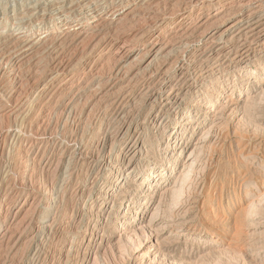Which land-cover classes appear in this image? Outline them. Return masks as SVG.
I'll use <instances>...</instances> for the list:
<instances>
[{"label":"rangeland","instance_id":"rangeland-1","mask_svg":"<svg viewBox=\"0 0 264 264\" xmlns=\"http://www.w3.org/2000/svg\"><path fill=\"white\" fill-rule=\"evenodd\" d=\"M186 1L0 0V264H88L92 257L139 264L149 241L144 264L155 256L153 264H264V46L241 64L244 37L231 34L229 49L208 58L204 28H192L215 0ZM87 2L102 9L101 20L116 7L133 10L96 42L59 33L66 17L76 25L83 12L76 8ZM182 10L190 14L178 24ZM238 13L236 5L210 21ZM23 34L42 35L46 50L13 63L23 48L15 38ZM156 35L164 50L146 69L142 55ZM109 40L134 51L121 66ZM55 71L71 84L41 91ZM114 73L121 80L100 100L95 89L109 88ZM121 92L118 123L108 105ZM120 127L127 144L135 143L134 157L121 154ZM15 224L20 228L10 234ZM141 227L139 244L117 245Z\"/></svg>","mask_w":264,"mask_h":264},{"label":"bare ground","instance_id":"bare-ground-1","mask_svg":"<svg viewBox=\"0 0 264 264\" xmlns=\"http://www.w3.org/2000/svg\"><path fill=\"white\" fill-rule=\"evenodd\" d=\"M188 1V0H187ZM186 1V2H187ZM194 1V0H193ZM196 1V0H195ZM202 1V0H201ZM79 2V1H78ZM144 2V1H143ZM142 2V3H143ZM210 2V1H209ZM135 3V2H134ZM192 4V3H191ZM208 4V3H207ZM211 4V3H210ZM57 5V4H56ZM61 5V4H60ZM77 5V4H76ZM239 6V13L236 15H233L232 17H229L227 19H223L216 21L215 22H211L213 17H217L219 16V14L223 13L226 9L232 8L233 6ZM193 6V5H192ZM130 5H125L122 7H116L111 9L106 16L104 17V20L98 19V17H100L101 11H100V7H92V3L87 2L84 4V6H78L76 9H79L83 12H80L79 16L77 17V21H76V25L75 26H71L70 25V21H69V17H66L67 19L64 20L63 26L59 29V33H65V34H69L72 35V37L78 41L84 40V38H88L89 42L91 41H95L94 38L98 37V35L100 33L103 32V28H105L108 25H112V26H121L123 24H125V22L128 20V15L130 14V12L133 10V8H130ZM201 7V6H200ZM155 8V7H153ZM57 9V8H56ZM156 9V8H155ZM203 9V8H202ZM208 9V8H207ZM71 10V9H70ZM74 10V9H73ZM136 10V9H135ZM58 11V10H57ZM100 11V12H99ZM154 11V10H153ZM152 11V12H153ZM190 11V10H189ZM189 11L182 10L183 13H180L179 15V20H178V24L183 22L184 20L188 19L189 17ZM234 11V10H233ZM70 12V11H69ZM68 12V13H69ZM99 12V13H98ZM180 12V11H179ZM208 14L206 15V18H202L201 19H197L193 24V30L196 31L198 29H202L204 28V30L201 33V38L205 41V45L206 48L204 50V52L202 54H206L208 58L210 59H217V56H219V54H223L226 52L227 48H228V44H229V40L228 39L231 34H234V36H243L244 40L240 43V45L237 48V58L238 61H240L241 64L246 63L249 60L250 54L259 50L260 48H262L264 46V2L260 1V0H215V3H213L210 6V9L207 10ZM209 12H216L215 14H213L212 16H210L211 14ZM134 13V12H133ZM148 13V12H147ZM155 13V12H154ZM234 13V12H233ZM78 14V13H77ZM151 15V14H150ZM224 15V14H223ZM64 16V15H63ZM67 16V15H66ZM153 16V15H152ZM151 16V17H152ZM159 16V15H158ZM210 16V17H209ZM102 17V16H101ZM130 17V16H129ZM149 17V15H148ZM160 17V16H159ZM162 17V15H161ZM226 17V16H225ZM155 18V17H153ZM148 19V18H147ZM156 19V18H155ZM215 19V18H214ZM153 20V19H152ZM211 20V21H210ZM208 21V22H207ZM160 22V21H159ZM210 22V24H208ZM130 23V21H129ZM149 23V22H148ZM155 23V22H153ZM147 24V23H146ZM152 24V22H151ZM145 26V25H144ZM183 26V25H182ZM188 26V25H187ZM191 26V25H190ZM51 27V26H50ZM181 27V26H180ZM185 27V26H184ZM59 27L58 26H54L52 28V30H57ZM117 28V29H118ZM178 29V28H177ZM180 29V28H179ZM184 30V29H183ZM20 31V30H19ZM161 31V30H160ZM182 31V30H181ZM190 31V30H189ZM185 33L187 31H184ZM52 33V31H46L44 32V37H46L47 35H50ZM188 33V32H187ZM90 34V36L88 35ZM109 34V33H108ZM116 35V34H114ZM161 35V34H159ZM156 35L153 39H150V42H146L147 43V48L146 51L143 53L142 55V64H145V68L147 69L151 63V61L153 62V59H155L157 57V55H160L162 53V51L164 50V46L165 44H163L164 46L161 47V42H160V36ZM42 35H40L38 38V40H34L32 39L33 37H31V35H25L23 34V36L21 37H17L15 39H18L19 41H21V43L23 44V48H19L16 52H18L19 55H15L12 58V62L13 63H17L18 60H16L17 56H25V54L30 55L34 50H37L38 47H40L39 49H44L46 50V46H44L46 44V38L41 37ZM89 36V37H88ZM102 36V35H101ZM165 36V35H164ZM176 36V35H175ZM179 36V35H178ZM15 37V36H14ZM66 37V36H65ZM100 37V36H99ZM98 37V38H99ZM105 37H108L107 35ZM121 37V36H120ZM48 38V37H47ZM59 38V37H58ZM57 38V39H58ZM64 38V37H63ZM70 38V37H69ZM111 38V37H110ZM131 38V37H130ZM179 38V37H178ZM55 39V38H54ZM97 39V38H96ZM68 40V39H67ZM114 40V39H113ZM113 40H109L110 44V49H112V52L115 55L120 56L119 59V66L122 65V62H124L125 60H127L130 56L133 55L134 51L132 50V48H128L126 45V43H122L121 45H119L117 43V41H113ZM125 40V39H124ZM70 41V40H69ZM97 41V40H96ZM95 41V42H96ZM108 41V40H107ZM166 41V40H165ZM168 41V40H167ZM88 42V41H87ZM132 42V41H131ZM129 43V42H128ZM135 43V42H134ZM137 43V42H136ZM135 43V44H136ZM51 44V43H50ZM74 44V43H73ZM130 45V43H129ZM27 47L24 51V47ZM44 46V47H43ZM51 47H53V45H51ZM232 47V46H231ZM144 48V47H143ZM38 49V50H39ZM204 49V48H203ZM229 49V48H228ZM53 52V51H52ZM138 52V51H137ZM34 53V52H33ZM57 55V54H56ZM101 55V54H100ZM113 56V55H112ZM110 57V56H109ZM108 57V58H109ZM114 57V56H113ZM52 59V58H51ZM54 59V58H53ZM60 59V58H59ZM111 59V58H110ZM133 59V58H132ZM138 59V57H137ZM114 60V58H113ZM135 60V59H134ZM105 61V60H104ZM136 61V60H135ZM134 61V62H135ZM57 62V61H56ZM60 63V62H59ZM63 63V62H62ZM132 63V62H131ZM218 63V62H217ZM135 64V63H134ZM211 64V63H210ZM219 64V63H218ZM132 65V64H131ZM152 65V64H151ZM117 66L116 71L120 70V67ZM2 67V66H1ZM10 67V66H9ZM14 67V66H13ZM154 67V66H152ZM63 68V67H62ZM89 68V67H88ZM160 68V67H159ZM244 68V67H243ZM57 69V68H56ZM99 69V68H98ZM122 69V68H121ZM168 69V68H167ZM9 70V69H8ZM69 70V68H68ZM164 70V69H163ZM205 70V69H204ZM63 71V69H62ZM57 72L55 71V73L53 74V76L50 77L49 82L47 85H45L41 91H47L48 88H50L51 86H53L55 83L58 82H62L64 81V85H67L68 83H70L72 81V77L68 78H64V73L63 72ZM65 72V71H64ZM99 72V71H98ZM127 72V70H126ZM136 72V71H135ZM19 73V72H18ZM68 73V72H67ZM104 73V72H103ZM111 73V72H110ZM122 73V72H121ZM143 73V72H142ZM152 73V72H151ZM51 74V73H50ZM99 74V73H98ZM101 74V73H100ZM115 74V73H114ZM113 74V75H114ZM120 74V73H119ZM1 75V74H0ZM2 75L4 76V78H7V75H5V72L2 73ZM91 75V74H90ZM96 75V74H95ZM126 75V74H124ZM133 75V74H132ZM159 75V74H158ZM168 75V74H167ZM200 75V74H199ZM98 76V75H97ZM101 76V75H100ZM107 76V73H106ZM120 76V75H119ZM118 76V74L114 75L113 78V83L109 88L106 89H102L100 86H98L94 91L99 99H103V98H107L112 96V92L111 90L115 87V85L119 82L120 77ZM131 76V75H130ZM170 76V75H169ZM1 77V76H0ZM112 77V76H111ZM122 77V76H121ZM166 78V77H165ZM9 79V78H8ZM130 79V78H129ZM152 79V78H151ZM178 79V78H177ZM90 80V79H89ZM140 80V79H139ZM104 81V80H103ZM131 81V79H130ZM156 81V80H155ZM9 82V80H8ZM163 82V81H162ZM19 81H15L14 84H11V91L9 92V96H14L18 87H19ZM62 83V84H63ZM91 83V82H90ZM99 83V82H98ZM137 83V82H136ZM190 83V82H189ZM59 84V83H58ZM61 84V85H62ZM71 84V83H70ZM158 84V83H157ZM74 85V84H73ZM118 85V84H117ZM80 86V85H79ZM87 86V85H86ZM82 87L80 89H86V88H90L91 86L88 87ZM96 86V85H95ZM157 86V85H156ZM161 86V85H160ZM166 86V85H165ZM75 87V86H74ZM129 87V86H128ZM127 88V87H126ZM133 88V87H132ZM148 88V87H147ZM146 88V89H147ZM155 88V87H154ZM161 88V87H160ZM165 88V87H164ZM172 88V87H171ZM51 89V88H50ZM76 89V88H75ZM115 90V89H114ZM148 90V89H147ZM166 90V89H165ZM168 90V89H167ZM177 90V89H176ZM70 91V90H69ZM75 91V90H74ZM116 91V90H115ZM156 91V90H155ZM159 91V90H158ZM161 91V90H160ZM52 92V91H51ZM89 92V91H88ZM176 92V91H175ZM31 93V92H30ZM170 92L168 91V94ZM128 94V93H127ZM150 94V93H149ZM174 93H171L170 95L173 96ZM27 95V94H26ZM123 93H117L116 97H111L114 98L113 102L108 105V111L111 113V116L113 117V120L115 122L119 123V119H121L120 115L122 113V108H123V104L124 103V97H123ZM156 93L152 92L149 97H156ZM169 95V96H170ZM177 95V94H176ZM43 97V96H42ZM41 97V98H42ZM91 97H93V95H91ZM96 97V96H94ZM97 97V98H98ZM39 98V97H38ZM37 98V99H38ZM96 98V100H97ZM129 98V97H128ZM145 98V97H144ZM148 98V95H147ZM157 98V97H156ZM171 98V97H170ZM175 98V97H174ZM40 99V98H39ZM38 99V100H39ZM18 101V100H17ZM107 101V100H106ZM126 101V100H125ZM31 102V101H30ZM36 102V100H35ZM18 103V102H17ZM25 103V100H22L20 102V106L23 105ZM151 103V102H150ZM153 103V102H152ZM151 103V104H152ZM166 103V102H165ZM34 104V103H33ZM38 104V102H37ZM106 104V103H105ZM109 104V103H107ZM19 105V104H18ZM47 105V104H46ZM153 105V104H152ZM19 106V107H20ZM29 106V105H27ZM41 106V105H40ZM33 107V105H32ZM151 107V106H150ZM27 108V107H26ZM154 108V107H153ZM29 109V107H28ZM151 109V108H150ZM27 111V110H26ZM26 114H24V118H29V112H26ZM30 111V110H29ZM149 111V110H148ZM31 112V111H30ZM150 115L152 116L155 113V110H151L149 111ZM21 113V112H20ZM19 113V114H20ZM125 113V112H124ZM32 115V114H31ZM123 115V114H122ZM21 116V115H20ZM126 116V115H125ZM22 117V116H21ZM22 119V118H21ZM127 119V118H126ZM30 120V118H29ZM125 119H123L124 121ZM154 120V119H153ZM31 121V120H30ZM31 123V122H29ZM125 123V122H124ZM128 123V122H127ZM120 126V124H119ZM122 127L119 128V130L121 131V138L122 140L126 139V133H122ZM128 130V129H127ZM21 132V131H20ZM18 133V132H17ZM7 134V133H6ZM36 138V137H35ZM135 141V140H134ZM126 142V143H125ZM124 142V147L122 149V155H124V158L128 155H130V152H133L132 157H134V152L136 150V146L135 143L133 142L132 144H127V141L125 140ZM105 145V144H104ZM79 152V151H78ZM81 154V153H80ZM81 156V155H80ZM128 160V159H127ZM103 162V161H102ZM129 163V160L128 162ZM108 164V163H107ZM24 165V164H23ZM104 165V164H103ZM127 165V164H126ZM67 166V165H66ZM109 166V165H108ZM130 167V166H129ZM150 168V167H149ZM130 170V169H129ZM129 172V171H128ZM48 174V173H47ZM121 175V174H120ZM147 175V174H146ZM126 177V176H125ZM148 184V183H147ZM46 186V185H45ZM51 188V187H50ZM113 188V187H112ZM46 190V189H45ZM48 190V188H47ZM120 190V189H119ZM52 191V190H51ZM49 191L50 193H53L55 191ZM102 191V190H101ZM121 191V190H120ZM46 192V191H45ZM48 192V191H47ZM48 192V193H49ZM58 193V192H57ZM50 197V196H49ZM55 197V196H53ZM262 198V197H261ZM50 199V198H49ZM112 199V198H111ZM51 201V200H50ZM161 203V202H160ZM159 206V205H157ZM160 209V206L158 207ZM157 209V208H156ZM85 210V209H84ZM140 210V209H139ZM137 211V210H136ZM158 209L157 212L158 213ZM116 212V211H115ZM135 213V212H134ZM122 214V213H121ZM138 213H135L134 216H136ZM256 215V214H255ZM25 216V215H24ZM138 216V215H137ZM117 218V217H116ZM19 219V218H18ZM155 219V218H154ZM23 220V219H22ZM21 221V220H20ZM117 221V220H116ZM151 221V219H150ZM19 222V221H18ZM26 222V221H25ZM77 223V222H76ZM139 223V222H138ZM150 223V222H149ZM22 224V223H20ZM20 224H15L14 227L9 228L10 230V234H14L18 231V229L20 228ZM41 224V223H40ZM148 224V223H147ZM103 225V224H102ZM146 225V223H145ZM144 225V226H145ZM143 226V225H142ZM117 227V226H116ZM129 227V226H128ZM146 227V226H145ZM144 227V228H145ZM143 228V229H144ZM149 228V227H148ZM26 229V228H25ZM45 229V228H44ZM118 229V228H117ZM136 231H133L132 233L129 234H125V232L119 237L118 243L117 245H121L123 248L122 249H126V247L131 246L132 244H134L135 242H139L137 241V236L140 235L139 232L142 230V227L140 229L135 228ZM147 229V228H146ZM7 230V229H6ZM149 230V229H147ZM21 231V230H20ZM39 232H42V228H40L38 230ZM121 231H124V229L122 228ZM143 233V231H141ZM140 232V233H141ZM144 232H146L144 230ZM20 233V232H19ZM145 234V233H144ZM19 235V234H18ZM9 236V235H8ZM142 237V234L140 235ZM139 236V238H140ZM5 235L4 233L1 235L0 237V243L5 239ZM8 238V237H7ZM6 238V239H7ZM107 238V237H106ZM138 238V239H139ZM141 239V238H140ZM149 239V238H148ZM151 239V238H150ZM38 240V239H37ZM142 240V239H141ZM7 241V240H6ZM146 241V240H144ZM147 242V241H146ZM154 242V241H153ZM86 243V242H85ZM109 243V242H108ZM116 243V242H114ZM141 243V242H140ZM150 241L143 246V253H140L142 250H140V247L143 245L141 244L139 247V250H136V254L140 253V255L137 256V259H139V264H144L145 261L150 260L149 258L147 259L149 251L148 249H146L149 245ZM136 244V243H135ZM139 244V243H138ZM139 246V245H138ZM147 246V247H146ZM150 246V245H149ZM152 246V245H151ZM155 246V244H154ZM158 246V245H157ZM4 247V246H3ZM110 248H112V245L109 246ZM116 247V245H115ZM118 247V246H117ZM116 247V249L119 251V249ZM120 247V246H119ZM133 247V245H132ZM87 248V247H86ZM114 248V247H113ZM131 248V247H130ZM129 248V249H130ZM153 247H151L152 249ZM128 249V248H127ZM138 249V247L136 248ZM114 250V249H113ZM158 250V248L156 249ZM122 251V250H120ZM148 251V252H147ZM155 251V250H154ZM99 252V251H98ZM105 252V251H104ZM125 252V251H124ZM134 252V251H133ZM151 252V251H150ZM157 253V252H156ZM99 254V253H98ZM133 254V253H132ZM135 254V253H134ZM150 255V254H149ZM156 255V254H155ZM63 256V255H62ZM89 256V255H88ZM92 256V255H91ZM99 256L102 257V255L99 254ZM120 256V255H119ZM118 256V257H119ZM132 256V255H131ZM136 257V256H135ZM117 258V257H116ZM122 258V257H121ZM155 258V260H154ZM153 258L154 262L156 261V256ZM99 259L98 257H92V259H89L88 264H100L102 260H100L99 263ZM136 259V260H137ZM120 261L122 259H119ZM118 260V262H119ZM125 260V259H124ZM123 260V261H124ZM151 261V260H150ZM104 263V262H103ZM152 263V264H153ZM46 264V263H45ZM59 264V263H58ZM105 264V263H104ZM121 264V262H120ZM148 264V262H147Z\"/></svg>","mask_w":264,"mask_h":264}]
</instances>
